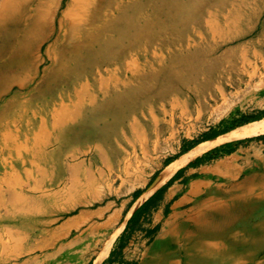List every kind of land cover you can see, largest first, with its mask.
Listing matches in <instances>:
<instances>
[{
  "label": "bare ground",
  "instance_id": "1",
  "mask_svg": "<svg viewBox=\"0 0 264 264\" xmlns=\"http://www.w3.org/2000/svg\"><path fill=\"white\" fill-rule=\"evenodd\" d=\"M211 1L1 0L0 152L6 156L0 169L7 172L0 178L1 186L9 185L8 168H15L9 166V158H22L24 153L27 159L22 158L23 164L28 159L36 168L48 164L51 177L30 187L31 200L38 205L46 203L40 211L46 214L51 205H63L65 195L74 187L85 191L96 184L98 177L94 175L98 172L91 169L84 180L83 164H95L103 147L111 149L114 141L127 136L128 129L156 140L167 129L172 135L178 121L187 124L197 120L209 102L216 100V92L241 86L242 72L220 76L208 58L218 51L220 42L241 36L239 24L250 19L254 24L261 17L260 8L244 12L243 7L248 10L251 5L248 0H218L227 8L223 23L219 18L213 21L218 27L210 35L220 36L216 44L209 43L198 29L191 34V30L177 27L187 21L186 16L193 19L197 10L200 16L195 13L196 23L209 22ZM47 42L50 44L43 50ZM38 76L39 82L28 92L34 101L27 99L21 103L22 111H16L19 97H8L11 90L16 86L17 92H22L37 82ZM186 94L188 97L182 99ZM26 113L31 117L26 119ZM19 122L26 127L15 132L12 126ZM261 134L264 118L193 147L164 169L152 191L217 144ZM93 176L95 182L90 183ZM257 177L259 183L251 193L261 197L205 210L188 223L180 222L171 236V240H178L161 242L159 250L148 253L139 264H220L223 257L230 263L258 264L257 259L264 256V172ZM201 183L197 180L187 185V198H181V203L203 206L205 201L192 188ZM25 200L17 195L13 202ZM22 216L17 212L15 217L24 220ZM114 218L108 226L114 225ZM111 246V241L106 242L99 260L107 257Z\"/></svg>",
  "mask_w": 264,
  "mask_h": 264
},
{
  "label": "rangeland",
  "instance_id": "2",
  "mask_svg": "<svg viewBox=\"0 0 264 264\" xmlns=\"http://www.w3.org/2000/svg\"><path fill=\"white\" fill-rule=\"evenodd\" d=\"M248 1L251 5L248 7V10L243 7V11L251 13L254 9L257 10L259 7L261 17L255 21L254 24L252 19L248 21L245 20L243 23L239 24L238 30L241 31L240 33L242 34L237 38L238 40L236 38L232 40L225 39L226 41L224 40L219 43L218 51L208 58V61H212L210 62V67L212 68L213 66L212 70L219 71L220 76L225 77L226 74L231 73L235 75L237 72H242L244 74V80L239 87L231 86L228 87L226 91L224 90V92H216V100L209 102L208 108L203 109L202 115L197 120L195 119L187 124H180L178 121L172 135L169 134L167 129V131L162 132L163 136L157 140L155 136L141 137L139 132H131V130L128 129L125 133L127 136L120 139L118 142L114 141L111 149L103 147V152L97 157L95 164H91V162L88 161L83 164L82 176L84 180L88 179V175L91 174V169L94 172H98V174L95 173L94 175L98 177L96 184L89 186L85 191H82L80 187H74L69 193L67 189L66 193H68H65L66 197L63 205L58 203L51 205V211L46 214L40 212L41 207H46V203L38 205L31 200L33 193L30 187L35 183L43 184L42 181L45 182L51 177L52 173L49 172V165L42 163L36 168L33 163L34 161H30V159L23 164L21 161L27 159L24 153H22L23 159L20 157L17 158L16 155H13L16 159L9 158V166L15 165L14 169L11 167L8 168L11 184L9 183V185L1 186L0 183V264H21L19 261L23 259V256H20L18 260L8 257L9 262L5 263L6 255H9V253L11 255L12 249H27V243H31L33 246L36 245L38 248V239L44 235L46 229H53L64 218L75 215L82 210H95L104 206H107L106 213H111L107 222L100 228L116 227L114 230L115 236L113 235L111 239L106 241L114 243V253L104 260H99L100 255L98 256L97 252H99L98 247L101 248V245L99 244L98 247L92 245L91 247L88 246V249H85L84 253L76 252V250H69L66 256L53 258L50 264H57L58 262H61V264H95L96 259L97 264L101 261L103 262L100 264H139L145 256H148V253H150L152 249L158 246L160 240H167L169 232L175 226L171 224L170 221L167 222L170 210L169 205L177 200L179 195L171 199V203L164 208L163 212L165 217L157 219L156 214L164 204V196L174 183V180L171 179L168 183L160 186L157 191H152L155 182L158 181L164 169L182 155L184 148L190 146L193 148L206 141L218 140V138L220 139L222 136L225 137V135L227 136L233 131L264 118V102H260L259 104L256 102L259 97L264 96V74L259 78L250 79L258 75V67H253V70H251L252 67L247 65L245 61L247 59L248 61H250V59H255L256 55L253 53L254 47L264 51V8L261 0ZM209 6L208 9L213 11V13L208 16L209 22L207 19V22L196 23L195 13L197 16L200 13L197 10L193 11V19L186 16L187 21L182 22L177 25V27L191 30V34L192 31L198 29L201 33L207 35L208 41L210 40L209 43L212 42L216 44V42H219L218 39L220 36L212 37V34L210 35L212 32L211 30H217L218 27L217 24H213V21L216 20L215 18H219V22L223 23L224 17H222V15L226 13L227 6L219 4L218 0L211 1V5ZM192 10H195V8H192ZM202 15L205 17L206 14L202 13ZM251 41H253V43L248 44ZM49 44L50 43L47 42L43 50H45ZM252 44H254V46H252ZM224 57L225 59H223ZM248 64L251 63L248 62ZM246 69L251 71L247 72ZM262 71H264L263 68ZM39 80L40 77L38 76L37 82H31L29 87L21 90L22 92H17L18 87L16 86L11 90L8 97L15 95L19 97L17 98L18 100H16L17 102L14 108L16 111H22L21 109L24 107L21 103H24L27 99L32 101L33 97H31L28 92L31 91ZM220 90L221 89L218 91ZM181 97L182 99H186L188 96L186 94L181 95ZM2 103L3 102H0V107ZM25 115L26 119L31 117V113H26ZM251 117H259L260 119L244 125H239V123L246 118ZM30 120L34 122L32 118H30ZM144 124L143 126L145 127L146 125ZM20 127L22 130L26 127V124L24 122H19L16 126L13 124L12 129L18 132ZM147 127L150 128V125ZM258 137H264V134L242 137L219 143L202 154V157H200L202 159L201 161L198 163H193L194 161H192L187 165L188 167L186 170H188V168L200 166L201 163L213 170L217 169L218 172L222 174L221 177H218V179L212 182L216 183L212 190L209 188L208 191L203 193V196H220V189H218V187L232 184V181L227 182V178L222 177L224 173L230 169L229 167H231L232 164L239 163L243 165L244 160L245 163L249 160L251 165L249 163V166L246 167L247 169H253L254 167L258 169L262 168L263 162H259L255 156H253L251 148L254 145H261L260 141H264L258 140ZM154 142H156V144H154ZM5 156L6 155L0 152V163ZM14 159L16 161L12 164V160ZM109 162L111 163L110 168L107 166ZM220 164L223 165L221 166ZM92 165H94L93 168ZM37 169H41L40 172ZM247 171L248 170L245 172ZM245 172L238 177V183L243 179ZM5 173L7 172L0 169V178L3 177ZM101 173H103V176H99L102 175ZM181 175L183 176V172ZM94 176L90 180V183L92 181L95 182ZM187 181H190V179H186V182L183 183L187 185L189 183ZM256 183L258 185L259 179L256 180ZM202 184L203 182L200 186ZM71 188L69 187V189ZM198 192L200 194L199 189ZM17 195L25 197L26 200L23 202H13L14 197ZM199 196L203 199L202 195ZM73 206H75L74 210L71 209ZM138 209V214L133 217ZM17 212L25 215L22 216L24 220L15 217ZM112 217H115V223L114 225L108 226ZM168 225L169 228L167 227ZM121 228L122 231L120 232ZM241 229L239 228V230ZM106 237H108V233ZM115 237L116 241L114 242L113 240ZM218 240L219 239L213 241ZM106 242H104L103 248ZM181 243L183 244V241H181L180 244ZM46 251L49 252V249ZM36 253L41 254L42 252L37 251ZM178 256L181 257V253L177 252L176 259H178ZM3 259H5L4 262ZM257 261L258 264H264V256H260Z\"/></svg>",
  "mask_w": 264,
  "mask_h": 264
},
{
  "label": "crops",
  "instance_id": "3",
  "mask_svg": "<svg viewBox=\"0 0 264 264\" xmlns=\"http://www.w3.org/2000/svg\"><path fill=\"white\" fill-rule=\"evenodd\" d=\"M253 53L256 55L255 59H250V61H248L247 59L245 61L247 62L246 63L247 65H250L252 67L251 70H253V67H256V68L258 67L257 69L259 73L257 76L252 77L250 79L259 78L264 74V71H262V68L264 69V57H263L264 51L259 50L257 47H254ZM257 59L260 65L257 63ZM248 62L251 64H248ZM246 70L247 72L251 71L248 69ZM256 102L258 104L260 102H264V96L259 97ZM260 140H264V139H260ZM206 142H213V140L206 141ZM260 143L261 145L259 146L254 145L251 148L253 151V156H255V158L259 162H263L262 168L258 169L257 167H254L253 169H247L246 167H248L250 163L249 160H247L248 161L247 163H245V160H244L243 165H240L239 163L232 164V166L229 167L230 169L226 171V173H224V175L222 176V177L227 178L226 179L227 182L232 181V184L231 185L229 184L221 185V187H218V189H220V192H219L220 196H216V197L211 196V195H208L210 197L203 196V193L208 191L209 188H211L210 190H212L213 186L216 184L212 182H214V180L218 179V177H221L222 175L218 172L216 168L215 169L217 171L213 170L210 167H207V165H202L201 163H200V166H197L195 168H188V170H186V168L188 167L186 166L184 168L179 169L169 179V180L171 179L174 180V183L166 192L164 196V204L162 205V208L158 210L156 217L157 219L158 218L162 219L163 217H165L164 212H163L164 208L169 203H171L170 202L171 199L179 195L177 197L178 199L169 205L170 210L168 213L169 216L167 218V222L170 221V223L175 225L176 227L174 226L172 229L170 228L171 231L169 232V237L167 238V240L165 239L160 240L158 243V246L152 249L150 254L156 253L159 250V247L161 246V242L171 240V236L175 232V230L179 227L180 222L182 223L190 222L199 212H203L205 210H212L222 205L242 202L244 199H248L249 197L250 198L261 197V194L251 193V190L257 186V183H256V180H258L257 176H260L264 172V141H260ZM200 157H202V155L199 156L198 158L200 159ZM220 165L222 166L223 164H220ZM202 169H204L205 171L201 173L200 175L198 174L196 175V177L192 175V173H196L197 171H200ZM246 170L248 171L245 172ZM182 172H183V176L181 175ZM244 172H245V175L243 179L238 183V179H239L238 177H240ZM186 179H190V181H187L189 182L187 184L189 186L192 185V183H194L197 180H201L203 182V184L200 187L196 185H193L192 187L193 190H198L199 188L200 190L199 195H202L203 201H205V204L203 206H199L198 208H195L196 205L192 202L191 203L190 202L181 203V198L183 197L187 198V189H186L187 185L183 183V182H186ZM168 181L166 183H168ZM177 188H179V190H177ZM155 191H157V189ZM215 201H220V203L217 205H214ZM106 208L107 206H104L102 208L95 209V210H82L75 215L64 218L53 229L51 230L46 229L44 231V235L38 239V248L36 247V245L33 246L31 243H27V246H26L27 249H24V250H21L20 248L16 250L12 249V252H11L12 256L10 254L6 255L7 256L6 260L3 259V262L5 260V263H8L9 262L8 257L11 259L12 258L16 259V257L21 254V256H23V259L19 261L21 264H50L52 263L51 260L53 258H61L62 256H66L69 250H76V252L84 253V250L88 249V246L91 247L92 245H96V247H98L99 244L101 245V248L98 247L99 252L97 253H98V256L101 255L100 253L102 252L104 242L112 238V236L114 235V230L116 228V227L100 228L102 225H104L107 222V219L110 217L111 212L107 214ZM167 227L169 228V225ZM107 233H108V237H106ZM178 236L181 238L183 237L182 234L180 233L178 234ZM116 237L113 240L114 242L116 241L115 240ZM224 239H221V240H224ZM176 240L178 239L174 237L173 240L171 241L175 242ZM181 241L182 239L180 240V242ZM48 249H49V252L46 251ZM114 250H115L114 243H112L111 249L107 257H110L112 253H114ZM37 251H41L42 253L37 254L36 253ZM221 253H222L221 255H223V252ZM224 255L229 256L230 254H224ZM177 258L178 260L181 259L180 256H178ZM222 261L220 260V264L239 263L238 261L234 263L232 262L230 263L229 261H227L226 257H223ZM96 262H97V259H96ZM96 262L95 264H97ZM102 262L103 261H101L100 263ZM57 264H61V262H58Z\"/></svg>",
  "mask_w": 264,
  "mask_h": 264
},
{
  "label": "trees",
  "instance_id": "4",
  "mask_svg": "<svg viewBox=\"0 0 264 264\" xmlns=\"http://www.w3.org/2000/svg\"><path fill=\"white\" fill-rule=\"evenodd\" d=\"M259 119H260L259 117L246 118L244 121H242L241 123H239V125H244V124L250 123V122H252V121L259 120ZM253 123H254V122H253ZM205 138H207V137H205ZM258 139H259V140H260V139H264V137H258ZM191 149H192V146H190V147H188V148H184L182 154L188 152V151L191 150ZM215 151H217V150H215ZM201 160H202L201 158H200V159L198 158V159H196L193 163H198V162L201 161ZM141 208H142V207H141ZM141 208H140V210H141ZM138 212H139V209L135 212V214L133 215V217L136 216V215L138 214ZM133 217H132V218H133Z\"/></svg>",
  "mask_w": 264,
  "mask_h": 264
}]
</instances>
